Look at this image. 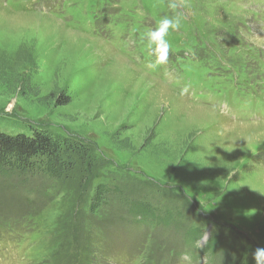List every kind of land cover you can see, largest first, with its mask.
<instances>
[{"label":"rangeland","instance_id":"1","mask_svg":"<svg viewBox=\"0 0 264 264\" xmlns=\"http://www.w3.org/2000/svg\"><path fill=\"white\" fill-rule=\"evenodd\" d=\"M165 15L182 24L166 37L167 61L150 68L143 35ZM108 25L129 33L112 40ZM20 50L35 60L33 87L18 88L25 66L0 80V134L82 139L112 164L95 183L121 195L122 212L89 217L74 177L48 201L46 179L1 181L0 264H254L264 247V106L252 101L264 96V0H184L175 13L168 0H0V62ZM250 124L259 128H240ZM133 199L153 206V223L125 215Z\"/></svg>","mask_w":264,"mask_h":264},{"label":"trees","instance_id":"2","mask_svg":"<svg viewBox=\"0 0 264 264\" xmlns=\"http://www.w3.org/2000/svg\"><path fill=\"white\" fill-rule=\"evenodd\" d=\"M106 31L110 33L112 40L119 35L129 33L127 27L116 28L114 25H108ZM23 66L30 68V72L28 77L21 81L18 88L22 91L30 90L33 87V70L36 68V64L30 54L21 53V50L16 55L14 62H0V80L6 78L5 76L10 72L15 73ZM233 93L236 95L239 92L234 91ZM242 94L246 98L245 94ZM261 98L262 96L257 95L252 101L257 102ZM252 101H249L250 104ZM109 166L112 167V164L103 159L91 145L84 143L82 139L72 140L70 135L59 136L36 128H31L29 132L0 134V182L15 181L19 189L29 188L27 184L36 177L46 179L50 182L51 190L41 191L39 200L48 201L52 198L50 197L51 192L55 193L59 183L74 177L77 182L78 179L80 181L77 188L80 193L83 192L82 205L84 212L89 217L97 216L110 220L113 217L112 211L122 212V207L118 203L116 206L114 205L116 200H120L121 195L115 189L104 185L107 183H95L105 178L102 169ZM131 204V206L125 205L123 210L126 212L125 215L132 220L144 225L150 218L155 221L157 214L151 211L152 205L146 204V201L138 202L134 199ZM165 213H170V211ZM167 219L169 218L159 220L158 225ZM200 237L202 239L203 235L200 234ZM206 244L209 246L206 245L205 248L211 249L212 241L210 239ZM212 250L217 251L219 247L216 246Z\"/></svg>","mask_w":264,"mask_h":264},{"label":"clouds","instance_id":"3","mask_svg":"<svg viewBox=\"0 0 264 264\" xmlns=\"http://www.w3.org/2000/svg\"><path fill=\"white\" fill-rule=\"evenodd\" d=\"M184 0H168V7L175 11L182 7ZM182 24L181 18L178 15H165L159 19L156 26L150 28L143 35L147 47L155 55L153 62L149 64L150 68H156L168 59L169 42L166 39L170 31H177ZM254 264H264V247H257L251 253Z\"/></svg>","mask_w":264,"mask_h":264},{"label":"bare ground","instance_id":"4","mask_svg":"<svg viewBox=\"0 0 264 264\" xmlns=\"http://www.w3.org/2000/svg\"><path fill=\"white\" fill-rule=\"evenodd\" d=\"M76 36L78 37V36H80L79 34L77 35L76 34ZM118 67V66H117ZM118 68H120V67H118ZM141 75H143V79L144 80H147V79H152V78H150V77H148V76H146V75H144V74H141ZM153 80H155V79H153ZM157 80H155V82H156ZM159 83V82H158ZM165 88H167L166 86H164ZM161 96H163L162 94H161ZM182 103H183V105H185V106H187V107H189V108H191V109H195V110H199V111H201V112H204V113H210L211 115H213L215 118H218L219 117V119L220 120H225L224 118H221V116L218 114V113H216L215 111H213L212 109H210V108H201V107H197V106H193V105H189V104H187V103H184L183 101H182ZM178 114H181V112H178ZM192 117L193 116H188V120H191L192 119ZM226 122V121H225ZM251 125H253L254 127H256V128H259V125H257V124H250V125H242V127H240V128H242V129H247V128H250V126ZM234 127L233 128H236V127H238L237 125H233ZM261 128V127H260ZM263 128H264V125H263Z\"/></svg>","mask_w":264,"mask_h":264}]
</instances>
